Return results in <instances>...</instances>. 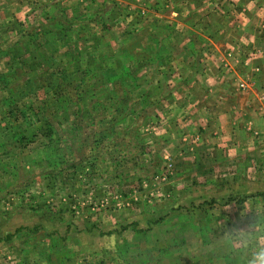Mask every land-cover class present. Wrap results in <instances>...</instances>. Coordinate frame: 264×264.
<instances>
[{
	"label": "rangeland",
	"instance_id": "rangeland-1",
	"mask_svg": "<svg viewBox=\"0 0 264 264\" xmlns=\"http://www.w3.org/2000/svg\"><path fill=\"white\" fill-rule=\"evenodd\" d=\"M46 1L0 0V33L9 34L0 37V264H249L264 246V198L243 194L245 186L260 187L239 178L257 181L261 156H253L248 168L227 169L235 156L221 148L205 156L195 144L201 139L172 132L168 137L185 144L178 150L162 129L152 132L154 122L142 112L117 116V105L131 103L132 84L117 89L111 82L126 69L95 71L100 60L86 52L105 39L106 28L97 17L82 26V20L69 21L67 38L79 63L68 69L66 52L52 51L51 38L34 37L33 30H44L38 25L47 23L45 14L61 16ZM19 21L29 28L20 30ZM89 63L96 65L82 68ZM41 71L72 72L75 80L84 71L88 79L48 89V81H38ZM24 85L36 89L14 100L11 88ZM178 155L186 158L181 165L179 158L168 163L167 156ZM204 156L219 158L206 164ZM222 169L234 179L218 183L217 177H226Z\"/></svg>",
	"mask_w": 264,
	"mask_h": 264
},
{
	"label": "crops",
	"instance_id": "crops-1",
	"mask_svg": "<svg viewBox=\"0 0 264 264\" xmlns=\"http://www.w3.org/2000/svg\"><path fill=\"white\" fill-rule=\"evenodd\" d=\"M50 1L58 7L61 16H56L52 10L48 16L45 14L47 23L43 27L38 25L44 30L41 33L33 30L34 37L51 38L52 51L66 52L70 60L66 68L69 69L71 63H79L77 47L68 40L71 36L69 21L82 20V26L83 22L97 17L108 35L86 52L99 59V66L106 69H126L111 82L123 87L132 84L129 87L132 93L128 94L131 103L123 106L125 112L129 109L132 113L142 112L150 118L149 122H154L149 125L152 132L162 129L167 138H171L170 145L178 150H185V144L180 137L176 143L173 136L168 137L172 132H183L194 142L201 139L202 144H195L205 149V156L217 154L220 148L226 155L233 154L235 158H230L227 169L248 168L251 162L254 165L255 155L263 159L259 166L264 164V0H47L46 3ZM32 3L36 8L42 5V2ZM20 23V30L29 28V24ZM15 31L16 28L9 30L10 33ZM0 35L2 40L9 36L8 31L7 35ZM26 45L29 51L34 48L29 41ZM134 45H138L139 50L132 52ZM129 59L134 70L129 69ZM90 66L91 63L84 64L82 68ZM16 72L19 73L18 69L13 74ZM38 75L41 83L49 80L45 71ZM85 79L74 78V83H84ZM25 86L11 88L14 100H21L17 94ZM5 89L7 91L8 87ZM121 106L117 105V111ZM237 133L246 134V139L249 134V140L235 141ZM252 133L262 134V139H252ZM219 134L223 135L222 141ZM233 149L237 152L229 153ZM184 156L166 158L171 165L173 159L179 158L177 163L181 165ZM205 156L202 159L206 164H213L219 158ZM260 171L257 181L246 176V169L242 170L246 177L239 179L258 185L260 188L256 191L245 186L247 192L243 194L259 196L262 200L263 166ZM224 172L222 169L221 176L226 177H217V182L234 179L235 175ZM210 178L213 180V176Z\"/></svg>",
	"mask_w": 264,
	"mask_h": 264
},
{
	"label": "trees",
	"instance_id": "trees-1",
	"mask_svg": "<svg viewBox=\"0 0 264 264\" xmlns=\"http://www.w3.org/2000/svg\"><path fill=\"white\" fill-rule=\"evenodd\" d=\"M92 20L94 21V20H96V18H92ZM97 22H99V21H97ZM70 33V32H69ZM100 68H104V67H102V66H98V67H96V68H94L95 69V71L96 70H99ZM89 69H93V68H89ZM88 69V70H89ZM33 72H35V71H33ZM88 72V71H87ZM33 75H35L36 73H32ZM61 74H63L62 76H59L60 74H50L49 75V80H48V82H47V87H48V89H50V88H52V87H62V88H64V86H66L67 84H73L74 83V77H73V74H72V72H71V74L69 73V72H63V73H61ZM72 75V76H71ZM84 79L86 78V79H88L87 77H88V75H87V73H85L84 71H83V76H82ZM91 77V76H90ZM86 79L84 80V81H86ZM30 80H33V84L35 83V84H37V82L34 80V78L33 79H30ZM116 87H118L117 89H119V86L118 85H115ZM121 87V86H120ZM123 87V86H122ZM36 89V88H35ZM35 89H30L27 85L25 86V87H23V88H21V89H19V93L17 94V97L19 96V95H21V96H24V94L25 95H27V93H26V91L28 90L29 92H31L32 90H35ZM52 90V89H51ZM16 98V97H15ZM69 97H66V99H68ZM17 99V98H16ZM110 100V99H109ZM119 99H117V97H116V101L117 102H119V101H121V102H125L126 101V98H122V100H119ZM62 101V100H61ZM61 101L59 102V103H61ZM86 101V100H85ZM46 102V101H45ZM121 105V104H120ZM123 106L125 107L126 106V104H122V106L121 107H119V109H118V111H117V109H116V111H117V113H120L121 115L119 116V117H122L123 116V113L125 112V110L123 109ZM31 107V106H30ZM48 107V105H44L43 106V109H44V111L45 112H47V110H46V108ZM25 111H28V106L25 108ZM48 114V113H47ZM51 115L53 116L54 115V113H53V111L51 112ZM117 115V114H116ZM65 116V115H64ZM118 116V115H117ZM3 130H6L5 128H3ZM22 138H24V137H22ZM21 138V140H23Z\"/></svg>",
	"mask_w": 264,
	"mask_h": 264
},
{
	"label": "clouds",
	"instance_id": "clouds-1",
	"mask_svg": "<svg viewBox=\"0 0 264 264\" xmlns=\"http://www.w3.org/2000/svg\"><path fill=\"white\" fill-rule=\"evenodd\" d=\"M243 246H247V242H243ZM249 264H264V246L259 247L253 252Z\"/></svg>",
	"mask_w": 264,
	"mask_h": 264
}]
</instances>
